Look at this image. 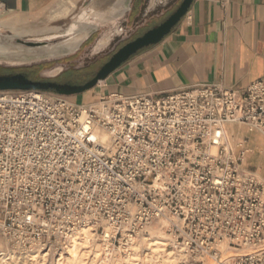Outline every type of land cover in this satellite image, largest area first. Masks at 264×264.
<instances>
[{
	"label": "built area",
	"instance_id": "built-area-1",
	"mask_svg": "<svg viewBox=\"0 0 264 264\" xmlns=\"http://www.w3.org/2000/svg\"><path fill=\"white\" fill-rule=\"evenodd\" d=\"M233 126L264 137V78L86 104L0 91V247L57 257L74 230L105 222L118 246L157 226L182 264H264V184Z\"/></svg>",
	"mask_w": 264,
	"mask_h": 264
},
{
	"label": "crops",
	"instance_id": "crops-1",
	"mask_svg": "<svg viewBox=\"0 0 264 264\" xmlns=\"http://www.w3.org/2000/svg\"><path fill=\"white\" fill-rule=\"evenodd\" d=\"M53 1L0 0L5 13L28 17L38 15ZM4 20L9 22L4 28L20 23L17 19ZM263 78L264 0H192L167 36L139 50L97 86L81 93L84 102L80 104L112 93L161 98L204 84L241 91ZM69 98L78 103L77 95ZM233 130L237 138L241 137L248 167L263 176L264 184V168L256 161L264 157V137L233 126L232 140Z\"/></svg>",
	"mask_w": 264,
	"mask_h": 264
},
{
	"label": "rangeland",
	"instance_id": "rangeland-1",
	"mask_svg": "<svg viewBox=\"0 0 264 264\" xmlns=\"http://www.w3.org/2000/svg\"><path fill=\"white\" fill-rule=\"evenodd\" d=\"M91 1L92 0H54L53 3H51L46 9L34 17L7 14L5 12L0 13V21L9 18L17 19L20 22L17 25L6 28L4 27L7 26L9 22L6 20L0 22V65L8 67H24L38 63H48L49 66H47L48 64L46 65L47 68L42 71V74L53 76L57 74L61 68H64L65 65L75 63L76 66L81 68L85 67L86 69L83 72L76 74L73 77V81L76 83L88 81L91 79L92 75H94L110 58L109 55L116 46L129 39L133 40L144 34L146 31L158 26L165 21L182 2V0H167V3H161L156 7L149 9V2L151 0H129L127 3V10L123 14L117 16L114 20L109 21L105 25L98 26L96 24L95 30L88 35L75 50L37 60L19 59L18 52H20L21 49L17 48L15 43L23 44V42H32L26 40L35 39L40 35H48L52 32L61 30L66 25L76 22L78 19H80V23L82 22L83 24L86 23L90 25L94 23L93 17L87 9ZM112 4L113 0H110L109 4L105 3L101 6V8L104 10H112ZM115 30H118L119 33L113 34ZM110 34H113L112 41L108 45H101V42ZM56 61H59L60 64H52V62ZM47 93L56 94L51 91H48ZM81 95L82 94L77 95L78 103L76 104L84 102ZM65 98L68 101L73 102L71 98ZM246 131L247 130L242 127V132ZM230 132L231 131H229V134H231ZM233 132V135L235 136L233 139L234 141L230 135L229 138L233 148L237 151L236 145L241 143V140H239L241 137L237 138L236 131L233 130ZM261 137L263 138V136ZM256 161L260 163L262 168H264V157L256 158ZM243 165L248 171L255 174L258 181L262 182L263 176L251 170L245 160L243 161ZM155 229L156 228H154V230ZM102 232L103 229L102 231L97 229V236H101ZM148 235L149 233L146 234V236ZM98 243L101 244L100 241ZM111 244L115 247L120 246L114 245L113 243ZM173 248L175 247L173 246ZM167 249H170V247ZM0 250H6V246L4 248L0 247ZM93 250L92 244L86 247L81 246L78 251V259L75 264H90L91 262V264H96L94 263L92 257ZM59 257L48 259L45 257L44 264H56ZM186 260L187 257H185L183 261ZM206 264L212 263L207 261Z\"/></svg>",
	"mask_w": 264,
	"mask_h": 264
},
{
	"label": "bare ground",
	"instance_id": "bare-ground-1",
	"mask_svg": "<svg viewBox=\"0 0 264 264\" xmlns=\"http://www.w3.org/2000/svg\"><path fill=\"white\" fill-rule=\"evenodd\" d=\"M128 1L113 0V9L104 10L101 6L105 3L109 4L110 0H92L87 9L93 17L94 23L89 25L84 22L85 24H83L78 19L61 30L26 40L37 43V45H25L24 42L23 44L15 43V46L21 49L18 52L19 59L37 60L75 50L95 30L96 24L98 26L105 25L123 14L127 10ZM166 1L151 0L149 9ZM117 33L119 31L115 30L113 34ZM113 34L105 38L101 45H108L112 41ZM102 139H105V137L103 136ZM99 226L103 229L101 236H97ZM154 228L156 229L154 230ZM114 233L115 229L105 222L83 226L74 230L64 241L61 252L57 254V257H60L56 264H75L81 246L86 247L90 244H92L94 249L92 257L96 264H182L186 262L183 261L187 257L185 252L176 246L175 241L171 237L164 234L156 226L149 227L148 232L145 234L129 238L125 243L120 244L119 247L111 244L110 239ZM148 233L149 235L146 236ZM99 241L101 244L98 243ZM168 246H170V249H167ZM45 257L46 259L49 258L37 248L20 251L6 245V250H0V264H44Z\"/></svg>",
	"mask_w": 264,
	"mask_h": 264
},
{
	"label": "water",
	"instance_id": "water-1",
	"mask_svg": "<svg viewBox=\"0 0 264 264\" xmlns=\"http://www.w3.org/2000/svg\"><path fill=\"white\" fill-rule=\"evenodd\" d=\"M192 0H182L179 7L161 24L146 31L141 36L127 42L116 50L110 58L100 67L95 75L83 84L78 83H33L25 75L16 74L13 76L0 77V91L7 90H51L57 95L69 97L81 94L97 86L116 70L121 64L125 63L132 55L139 50L159 43L176 26L181 18L187 13ZM25 45H37V43L27 42Z\"/></svg>",
	"mask_w": 264,
	"mask_h": 264
},
{
	"label": "flooded vegetation",
	"instance_id": "flooded-vegetation-1",
	"mask_svg": "<svg viewBox=\"0 0 264 264\" xmlns=\"http://www.w3.org/2000/svg\"><path fill=\"white\" fill-rule=\"evenodd\" d=\"M129 41H132V40L129 39L126 42H123V43L119 44L118 46H116L111 51L109 56H111L116 50H118L121 46H123L124 44H126ZM47 64L48 63H38L35 65L24 66V67H8V66L0 65V77L22 74V75H25L27 77V79L33 83H41V84L64 83V82L76 83L73 81V77L76 74H78L79 72H83L86 69L85 67L81 68V67L76 66L75 63H69V64L65 65L64 68H61L57 72V74H55L53 76L52 75H44V74H42V71L47 68L46 67ZM52 64L59 65L60 62L56 61V62H52ZM47 66H49V64ZM94 75H92V77ZM85 82L86 81L78 82V84H83Z\"/></svg>",
	"mask_w": 264,
	"mask_h": 264
},
{
	"label": "trees",
	"instance_id": "trees-1",
	"mask_svg": "<svg viewBox=\"0 0 264 264\" xmlns=\"http://www.w3.org/2000/svg\"><path fill=\"white\" fill-rule=\"evenodd\" d=\"M48 91H51V90H46V91H44V92H48ZM51 92H53V91H51Z\"/></svg>",
	"mask_w": 264,
	"mask_h": 264
}]
</instances>
